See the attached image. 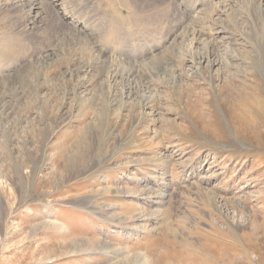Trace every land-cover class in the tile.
I'll return each instance as SVG.
<instances>
[{"label": "rangeland", "instance_id": "obj_1", "mask_svg": "<svg viewBox=\"0 0 264 264\" xmlns=\"http://www.w3.org/2000/svg\"><path fill=\"white\" fill-rule=\"evenodd\" d=\"M0 264H264V0H0Z\"/></svg>", "mask_w": 264, "mask_h": 264}, {"label": "bare ground", "instance_id": "obj_2", "mask_svg": "<svg viewBox=\"0 0 264 264\" xmlns=\"http://www.w3.org/2000/svg\"><path fill=\"white\" fill-rule=\"evenodd\" d=\"M204 22H205V21H204ZM187 23H188V22H187ZM205 23H206V22H205ZM217 25H218V24H217ZM202 28H203V27H202ZM195 29H196V28H195ZM204 30H205V29H204ZM209 30H210V29H209ZM221 31H222V30H221ZM199 32L201 33V31H197V32L194 31V32H193L194 35H196V37L198 36V40H199V36H200V33H199ZM215 32L219 33L220 30H217V31H215ZM205 33H206V32H205ZM211 33H212V32H211ZM217 33H216V34H217ZM209 34H210V33H209ZM226 37H227V36H226ZM193 40H194V39H193ZM209 41H210V40H209ZM211 41H212V40H211ZM193 42H194V41H193ZM198 42H199V41H198ZM198 42H197V44H198ZM200 43H201V42H200ZM200 43H199V44H200ZM212 43H213V42H212ZM212 43H211V44H212ZM195 46H196V45H195ZM197 46H198V45H197ZM206 46H208V45L206 44ZM210 46H211V45H210ZM209 48H210V47H209ZM209 48H208V49H209ZM196 49H197V48H196ZM196 49H195V52L198 50V49H197V50H196ZM192 53H193V52H192ZM196 53H197V52H196ZM208 53H209V52H208ZM200 54H201V53H200ZM200 54H199V55H200ZM195 56H196V55H195ZM199 57H200V56H199ZM197 59H198V58H197ZM203 59H204L203 62L206 63V67H207V69H208V72H209V69H211L212 67H214L215 65H217V62H214V60L209 59L206 55H203ZM196 61H197V60H196ZM199 61H200V62H199ZM199 61L196 62V63L198 64V66L200 65V63L202 62V60H199ZM192 62H193V61H192ZM192 62H191V63H192ZM199 68H200V67H199ZM199 68H198V69H199ZM198 69H197V71H194V72H193L192 76H197V75H199V74L201 73V72L198 73ZM209 74H210V76H211V73H209ZM115 77H116V76H115ZM187 77H188V76H187ZM190 77H191V76H190ZM208 77H209V76H208ZM113 78H114V77H113ZM210 85H211V87H212V84H211V83H210ZM188 166H189V165H188ZM189 167H190V166H189ZM188 169H189V168H188ZM158 194H159V193H158ZM157 196H158V195H157ZM159 199H160V198H159ZM160 202H161V201H160ZM84 208H85V207H84ZM116 226H117V225H116Z\"/></svg>", "mask_w": 264, "mask_h": 264}]
</instances>
